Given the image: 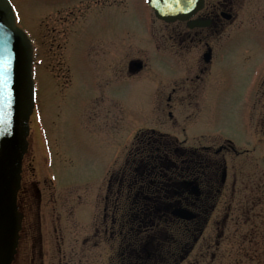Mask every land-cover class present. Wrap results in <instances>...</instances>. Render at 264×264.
Segmentation results:
<instances>
[{"label": "rangeland", "instance_id": "obj_1", "mask_svg": "<svg viewBox=\"0 0 264 264\" xmlns=\"http://www.w3.org/2000/svg\"><path fill=\"white\" fill-rule=\"evenodd\" d=\"M10 1L17 25L33 44L36 92L25 166L32 167L39 189L38 193L31 187L26 205L22 203L13 264L120 262L115 251L118 239L101 232L103 182L138 129L167 132L191 145L216 147L227 139L238 148H248L247 154L234 156L230 150L209 152L215 159H227L222 199L231 197L227 189L234 178L238 189L264 184V174H250L264 167L260 159L264 143L254 136L259 131L251 122L257 114L255 77L262 67L257 59L244 60L233 48L218 61V81L204 105L178 107L169 116L152 93L154 86H167V75L178 70L170 59L171 66L165 62L168 58L160 59L148 41L150 11L145 0H128L122 13L111 8L83 13V4L75 0L72 4L80 10L68 20L62 17L67 5L57 12L56 0ZM117 38L122 59L129 46L125 40L138 43L157 75L155 80L141 74L107 84L109 70L118 65L110 59ZM102 55H106L103 60ZM108 60L112 63L106 67ZM263 97L257 94V102ZM155 240L160 246L167 242L161 237Z\"/></svg>", "mask_w": 264, "mask_h": 264}, {"label": "flooded vegetation", "instance_id": "obj_2", "mask_svg": "<svg viewBox=\"0 0 264 264\" xmlns=\"http://www.w3.org/2000/svg\"><path fill=\"white\" fill-rule=\"evenodd\" d=\"M56 1L60 5L57 12L67 5L65 20L80 10L74 8L75 0ZM79 2L83 13L95 8L122 13L129 7L128 0ZM145 3L150 11L148 41L160 59L168 58L165 62L178 70L167 75V86H154L158 105L169 116L178 107H202L215 90L218 61L234 48L244 60L254 57L262 63L254 87L257 114L251 122L259 131L254 136L264 143V97L257 102V94L264 96V0H201L189 17L170 21L156 18L148 0ZM125 41L129 46L122 59L117 38L110 59L115 58L118 65L109 70L107 84L141 74L155 80L157 75L143 49L137 42ZM105 63L107 67L112 62ZM29 141L28 135L16 195L19 211L31 187L39 193L32 167L25 166ZM222 142L216 147L213 143L191 145L186 138L152 128L134 133L120 162L109 169L103 182L101 232L118 239L115 251L121 264H264V184L238 189L234 178L227 189L231 197L220 198L226 190L227 159H215L209 152L230 150L232 156L249 152L227 139ZM260 159L264 160V153ZM250 171L264 174V167ZM157 237L167 240L164 246L156 245Z\"/></svg>", "mask_w": 264, "mask_h": 264}, {"label": "water", "instance_id": "obj_3", "mask_svg": "<svg viewBox=\"0 0 264 264\" xmlns=\"http://www.w3.org/2000/svg\"><path fill=\"white\" fill-rule=\"evenodd\" d=\"M201 0H148L156 18L185 19ZM186 10V11H185ZM7 61L10 92L0 97V264H11L21 228L16 195L21 162L27 151L29 117L35 100L33 46L27 33L17 26L12 4L0 0V70ZM180 214V213H178Z\"/></svg>", "mask_w": 264, "mask_h": 264}, {"label": "snow or ice", "instance_id": "obj_4", "mask_svg": "<svg viewBox=\"0 0 264 264\" xmlns=\"http://www.w3.org/2000/svg\"><path fill=\"white\" fill-rule=\"evenodd\" d=\"M177 2H179V0H177ZM10 66H11L10 63L5 61L3 65V70H0V97L6 98L10 92L8 86L9 77L5 74Z\"/></svg>", "mask_w": 264, "mask_h": 264}]
</instances>
